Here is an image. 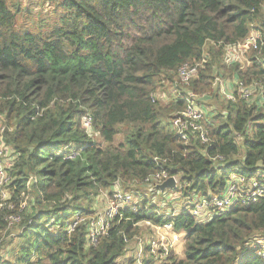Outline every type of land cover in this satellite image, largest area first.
I'll return each mask as SVG.
<instances>
[{"label": "trees", "instance_id": "16d2710c", "mask_svg": "<svg viewBox=\"0 0 264 264\" xmlns=\"http://www.w3.org/2000/svg\"><path fill=\"white\" fill-rule=\"evenodd\" d=\"M50 1L63 8L60 24L34 32L18 25V3L0 0V114L12 127L5 142L17 154L9 187L17 204L31 197L18 214L7 208L0 186V243L12 212L22 217L17 263L0 264H136L120 260L144 221L173 223L185 234L184 257L171 250L163 264H264L253 248L264 237V197L205 222L185 210L165 218L161 206L143 199L137 211L122 210L97 244L89 242L86 221L97 213L95 196L116 183H144L166 170L187 185L188 196L221 194L231 173L252 176L264 167L263 107L227 99V112L207 120L213 143L206 150L197 133L188 130L183 138L171 127L184 101L174 95L163 104L155 97L171 82L175 93L219 98L214 83L221 70L264 86V0ZM252 29L261 31L262 45L244 70L227 61L224 48ZM205 53V66L186 85L179 68ZM87 114L93 136L82 124ZM216 155L225 164L211 159Z\"/></svg>", "mask_w": 264, "mask_h": 264}, {"label": "built area", "instance_id": "2783aa9c", "mask_svg": "<svg viewBox=\"0 0 264 264\" xmlns=\"http://www.w3.org/2000/svg\"><path fill=\"white\" fill-rule=\"evenodd\" d=\"M261 31L252 29L250 34L242 41L236 44H228L224 50L226 52L227 61L230 63L240 62L237 60H228V55H233V51L247 49L248 55L252 50L259 49L262 44ZM208 53H205L202 61L195 63H185L178 70V76L186 85H189L193 78L197 77L200 68L204 67L208 60ZM260 64L264 67V56L259 57ZM250 60H248V64ZM243 66V65H242ZM216 76V85L220 95L225 98L236 101L237 97L246 100L248 103H254L264 108V86L258 82L246 84L239 79L236 83H225L221 80L219 75ZM186 92L185 94H182ZM175 97L184 101L185 107L178 111L171 119V127L176 129L183 138H188V130L199 135L201 142L206 146V150L212 146L213 141L209 131L207 119L209 117L208 99L210 95H199L193 90L185 89L175 93ZM83 126L90 135H94L93 118L87 114L82 120ZM210 124V123H209ZM5 128H2V134ZM3 151H0V156ZM216 164L223 165L226 158L223 155H216L211 157ZM158 162L159 158L155 157ZM166 162V160H165ZM172 177L168 171H160L149 176L144 180L149 188V193L160 192L167 195V200L162 201L161 205L165 207L164 217L173 218L181 211L185 210L195 216L199 222L210 221L217 215L228 211L236 205H250L258 202L264 197V167L258 169L252 176L243 173H231L228 178L225 189L221 194L201 195L193 192L190 196L183 194L184 186L180 184L181 179L178 176H173L176 179V187L168 188L165 191L152 190V188ZM11 176L7 174V170L0 165V186L3 188L9 185ZM138 182V181H137ZM5 197V190H4ZM179 194V195H177ZM184 195L183 203L177 208L175 200L178 196ZM110 201L104 211L97 212L87 222L88 239L91 244H96L101 236L108 233L112 226L114 219L122 215V210L129 208L134 211L138 207L132 206L136 194L133 191H126L121 187L120 183H116L113 190L110 192ZM21 221L20 215L10 217L9 224L19 223ZM78 222L69 225V232H72ZM147 223L154 229L156 236H153L143 242L141 240L139 248L136 251V264H145L149 259H154L157 264L168 263L171 250L176 247L182 240V235L174 231L173 223L164 226L155 225L147 221ZM253 248L256 249L258 255L264 260V237L257 239Z\"/></svg>", "mask_w": 264, "mask_h": 264}, {"label": "rangeland", "instance_id": "374dc122", "mask_svg": "<svg viewBox=\"0 0 264 264\" xmlns=\"http://www.w3.org/2000/svg\"><path fill=\"white\" fill-rule=\"evenodd\" d=\"M12 3H18L21 8V13L18 15V25L24 26L25 28H28L31 31L39 32V31H49L52 27L60 24L61 17L64 15L63 8L61 7L60 2H52L50 0H12ZM249 56L247 53V49L243 50H236L233 51V55H228V60L232 58V60H237V58H240V63L243 65L242 67L244 70H246L248 66V60ZM217 75V72L215 73ZM236 73H232L228 71L225 73L224 71H220L219 77L221 80L225 81V83H232L237 82L239 79L236 76ZM214 91L217 93V85L214 83ZM172 92V95H171ZM206 96H209L208 93H205ZM175 95V84L171 82H166L163 87H160L155 97L159 99L163 104H169L173 97ZM211 97V96H210ZM226 100L223 95H220L219 98L212 97L211 99H208V111H209V117L214 116L217 113H223L227 112L224 108L226 105ZM175 115V113H174ZM207 119V120H208ZM2 128H9L10 130L12 127H9L8 122L3 114H0V151L2 150L3 153L0 156V165L4 167L7 170V174L9 175L10 169L14 162L17 159V154L14 152L13 148L9 147L5 142V133L2 134ZM5 131V130H4ZM122 135L117 136L115 143L118 144L122 141ZM98 142L102 143L103 140L98 137L96 139ZM242 136H238L237 142L242 148ZM180 184L184 186V189H187V185L184 184L182 181H180ZM123 186V185H122ZM126 191H133L136 196L134 203L132 206L140 207L143 199H147L149 203H156L162 208V213L164 215L165 207L161 205L162 201L167 200V195H169L170 191H167L165 194H162L160 192H155L153 194L149 193V188L146 184L139 183L137 181L131 182V183H124V187H122ZM5 200H8L6 203L7 208L9 210L15 211L18 214L23 213L25 209L28 207V203L31 199L27 201V195L21 196V198L18 199V204L14 201L13 198V189L9 187V185L5 186ZM113 190V188H112ZM110 192L111 189L101 191L95 196V200L92 206V214L100 211H104L105 208L108 205V202L110 201ZM183 194L184 191H183ZM179 195V194H177ZM184 195L178 196V198L175 200V203L177 205V208L180 207V205L183 203ZM14 213L11 216L18 215L17 213ZM11 213V214H12ZM93 214V215H94ZM10 216V217H11ZM10 217L7 219L8 224L6 230L3 232L2 237L3 240L0 243V262L1 261H10L11 263H17L16 257H17V250H18V244H19V233L21 231L20 223H13L9 224ZM90 219V218H89ZM87 219L86 221H88ZM22 220V217H21ZM83 220H80L79 222H82ZM81 224V223H79ZM137 233V234H136ZM136 236L129 241L126 253L121 258V262H124L126 259L135 258L136 251L139 248L141 240L143 242H146L147 239L156 236V233L154 229L147 223L142 222L138 225V228L135 232ZM182 235L181 242L174 247L173 254L175 255L177 259H182L185 255V234ZM100 239V238H99ZM98 243V242H97ZM96 243V244H97Z\"/></svg>", "mask_w": 264, "mask_h": 264}, {"label": "water", "instance_id": "95a60500", "mask_svg": "<svg viewBox=\"0 0 264 264\" xmlns=\"http://www.w3.org/2000/svg\"><path fill=\"white\" fill-rule=\"evenodd\" d=\"M176 187V179L175 177H169L168 179H166L165 181H163L160 184L155 185L152 190H161V191H165L168 188H174Z\"/></svg>", "mask_w": 264, "mask_h": 264}]
</instances>
